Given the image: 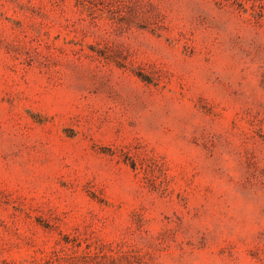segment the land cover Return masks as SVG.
Wrapping results in <instances>:
<instances>
[{
  "label": "rangeland",
  "instance_id": "obj_1",
  "mask_svg": "<svg viewBox=\"0 0 264 264\" xmlns=\"http://www.w3.org/2000/svg\"><path fill=\"white\" fill-rule=\"evenodd\" d=\"M0 264H264V0H0Z\"/></svg>",
  "mask_w": 264,
  "mask_h": 264
}]
</instances>
